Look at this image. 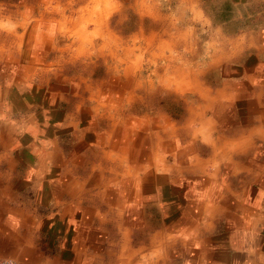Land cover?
I'll return each instance as SVG.
<instances>
[{"label": "crops", "instance_id": "obj_1", "mask_svg": "<svg viewBox=\"0 0 264 264\" xmlns=\"http://www.w3.org/2000/svg\"><path fill=\"white\" fill-rule=\"evenodd\" d=\"M7 5L9 19L0 20V259L264 264V93L224 85L211 101L190 106L184 121L132 112L130 101L103 99L115 92L107 80L90 79L105 54L90 50L93 29L80 14L109 29L104 14L116 12V0ZM263 49L237 69L261 85Z\"/></svg>", "mask_w": 264, "mask_h": 264}, {"label": "rangeland", "instance_id": "obj_2", "mask_svg": "<svg viewBox=\"0 0 264 264\" xmlns=\"http://www.w3.org/2000/svg\"><path fill=\"white\" fill-rule=\"evenodd\" d=\"M10 2L0 0V20L9 19ZM116 8L104 14L109 29L96 28L97 21L80 13L93 29L90 50L105 54L90 79L107 80L115 89L103 99L130 101L132 112L160 111L184 121L190 106L211 101L224 85L252 90L250 84L264 93L258 77L237 72L264 48V0H116Z\"/></svg>", "mask_w": 264, "mask_h": 264}, {"label": "bare ground", "instance_id": "obj_3", "mask_svg": "<svg viewBox=\"0 0 264 264\" xmlns=\"http://www.w3.org/2000/svg\"><path fill=\"white\" fill-rule=\"evenodd\" d=\"M22 12H23V11H22ZM41 13H42V12H41ZM41 13H40V14H41ZM49 13H50V12H49ZM42 17H43V16H42ZM48 26H49V25H48ZM40 34H41V33H40ZM42 35H43V34H42ZM42 37H43V36H42ZM17 38H18V37H17ZM85 38H86V37H85ZM49 39H50V38H49ZM51 39H52V38H51ZM4 40H5V39H4ZM56 40H57V39H56ZM8 41H9V40H8ZM10 41H11V40H10ZM45 41H46V40H45ZM108 41H109V40H108ZM11 42H12V41H11ZM1 43H2V42H1ZM43 43H44V42H43ZM45 44H46V43H45ZM45 44H44V45H45ZM37 45H38V44H37ZM42 49H43V48H42ZM28 55H29V54H28ZM37 55H38V54H37ZM12 59H13V58H12ZM12 61H13V60H12ZM27 63H28V62H27ZM27 63H26V64H27ZM37 65H38V64H37ZM22 69H23V68H22ZM22 69H21V70H22ZM18 71H19V70H18ZM28 72H30V71H28ZM44 72H45V70H44ZM17 74H18V73H17ZM23 75H24V74H23ZM23 75H22V76H23ZM26 75H27V74H25V76H26ZM36 86H37V85H36ZM37 87H38V86H37ZM85 91H86V90H85ZM96 94H98V93H96ZM42 95H43V94H42ZM132 95H133V94H132ZM41 97H42V96H41ZM92 97H93V96H92ZM200 97H201V96H200ZM130 98H131V97H130ZM92 99H93V98H92ZM128 100H129V99H128ZM102 106H103V105H102ZM205 106H206V105H205ZM97 107H98V105H97ZM110 107H111V106H110ZM115 107H116V106H115ZM224 107H225V106H224ZM224 107H223V108H224ZM111 108H112V107H111ZM222 110H223V109H222ZM196 113H197V112H196ZM56 115H57V114H56ZM262 115H263V114H262ZM197 117H198V116H197ZM231 123H232V122H231ZM165 124H166V122H165ZM114 126H115V125H114ZM101 128H102V127H101ZM171 128H172V127H171ZM73 129H74V128H73ZM75 129H76V128H75ZM86 129H87V128H86ZM246 129H247V128H246ZM90 130H91V128H90ZM95 130H97V129H95ZM187 130H188V129H187ZM244 130H245V129H244ZM176 131H178V130H176ZM81 133H82V132H81ZM81 133H80V134H81ZM228 133H229V132H228ZM109 134H110V133H109ZM175 134H177V133H175ZM180 134H181V133H180ZM229 134H230V133H229ZM231 134H232V133H231ZM130 135H131V134H130ZM219 135H220V134H219ZM224 135H225V134H224ZM78 136H79V135H78ZM186 136H187V135H186ZM230 136H231V135H230ZM83 137H84V136H83ZM88 137H89V136H88ZM218 137H220V136H218ZM225 137H226V136H225ZM227 137H228V135H227ZM91 138H92V137H91ZM135 138H136V137H135ZM144 138H145V137H144ZM194 138H195V137H194ZM87 139H88V138H87ZM87 139H86V140H87ZM136 139H137V138H136ZM136 139H135V140H136ZM152 139H153V138H152ZM242 139H243V138H242ZM81 140H82V139H81ZM84 140H85V139H84ZM244 140H245V138H244ZM219 141H220V140H219ZM152 142H153V141H152ZM155 142H156V141H155ZM74 143H75V142H74ZM155 144H156V143H155ZM215 144H216V143H215ZM133 146H134V145H133ZM135 146H136V145H135ZM151 146H153V144L150 145V147H151ZM204 147H205V146H204ZM100 148H101V147H100ZM109 148H110V147H109ZM200 148H201V147H200ZM198 149H199V148H198ZM199 150H200V149H199ZM203 150H204V149H203ZM82 151H83V150H82ZM92 152H93V151H92ZM96 152H97V151H96ZM103 152H104V151H103ZM110 152H111V151H110ZM146 152H147V151H146ZM157 152H158V151H157ZM93 153H94V152H93ZM105 153H106V152H105ZM111 153H112V152H111ZM151 153H152V151H151ZM101 154H102V153H101ZM157 154H158V153H157ZM83 155H84V154H83ZM93 155H94V154H93ZM93 155H92V156H93ZM94 156H95V155H94ZM158 156H159V154H158ZM103 157H104V156H103ZM93 158H94V157H93ZM104 158H105V157H104ZM113 158L115 159V157H113ZM89 159H90V158H89ZM105 159H106V158H105ZM109 159H110V158H109ZM157 159H158V158H157ZM98 160H99V159H98ZM103 160H104V159H103ZM103 160H102V161H103ZM110 160H111V159H110ZM110 160H109V161H110ZM99 161H100V160H99ZM106 161H107V160H106ZM109 161H108V163H109ZM111 161H113V159H112ZM141 161H142V160H141ZM91 162H92V160H91ZM121 162H122V161H121ZM144 162H145V161H144ZM187 163H188V162H187ZM86 164H87V163H86ZM93 164H94V163H93ZM98 164H99V163H98ZM152 164H153V163H152ZM96 165H97V163H96ZM143 166H144V165H143ZM176 166H178V165H176ZM96 167H97V166H96ZM99 167H100V166H99ZM119 167H120V166H119ZM178 167H179V166H178ZM123 168H124V167H123ZM128 168H129V167H128ZM144 168H145V167H144ZM164 168H165V167H164ZM195 168H196V166H195ZM95 169H97V168H95ZM102 169H103V168H102ZM105 169H106V168H105ZM113 169H114V168H113ZM119 169H120V168H119ZM103 170H104V169H103ZM123 170H124V169H123ZM182 170H183V169H182ZM96 171H97V170H96ZM113 171H114V170H113ZM132 171H133V170H132ZM134 171H135V170H134ZM155 171H156V170H155ZM170 171H172V170H170ZM176 171H177V170H176ZM100 172H101V171H100ZM168 172H169V171H168ZM117 174H118V173H117ZM122 174H123V173H122ZM128 174H129V173H128ZM142 174H143V173H142ZM173 174H174V173H173ZM102 175H103V174H102ZM112 175H113V174H112ZM115 175H116V174H115ZM115 175H114V176H115ZM125 175H126V174H125ZM125 175H124V176H125ZM135 175H136V173H135ZM167 175H168V173H167ZM104 176H105V175H104ZM108 176H109V175H107V177H108ZM110 176H111V175H110ZM139 176H140V175H139ZM107 177H106V178H107ZM120 178H121V177H120ZM172 178H173V177H172ZM103 180H104V179H103ZM112 180H113V179H112ZM112 180H111V181H112ZM204 180H206V179H204ZM109 181H110V180H109ZM165 181H166V180H165ZM167 182H168V181H167ZM108 183H109V182H108ZM154 183H155V182H154ZM166 184H167V183H166ZM106 186H107V185H106ZM143 187H144V186H143ZM172 187H173V186H172ZM198 189H199V188H198ZM154 190H155V189H154ZM186 194H187V193H186ZM188 195H189V193H188ZM188 195H187V196H188ZM169 197H170V196H169ZM190 197H191V196H190ZM164 198H165V197H164ZM165 199H166V198H165ZM169 200H170V199H169ZM171 200H172V199H171ZM169 208H170V207H169Z\"/></svg>", "mask_w": 264, "mask_h": 264}, {"label": "built area", "instance_id": "obj_4", "mask_svg": "<svg viewBox=\"0 0 264 264\" xmlns=\"http://www.w3.org/2000/svg\"><path fill=\"white\" fill-rule=\"evenodd\" d=\"M0 264H21V263L13 258H7V259H0Z\"/></svg>", "mask_w": 264, "mask_h": 264}]
</instances>
